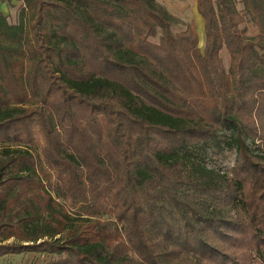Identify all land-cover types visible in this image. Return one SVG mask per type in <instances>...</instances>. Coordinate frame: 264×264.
<instances>
[{
	"label": "trees",
	"instance_id": "trees-1",
	"mask_svg": "<svg viewBox=\"0 0 264 264\" xmlns=\"http://www.w3.org/2000/svg\"><path fill=\"white\" fill-rule=\"evenodd\" d=\"M22 3L0 12V258L264 264V0H196L203 49L155 0Z\"/></svg>",
	"mask_w": 264,
	"mask_h": 264
},
{
	"label": "rangeland",
	"instance_id": "rangeland-1",
	"mask_svg": "<svg viewBox=\"0 0 264 264\" xmlns=\"http://www.w3.org/2000/svg\"><path fill=\"white\" fill-rule=\"evenodd\" d=\"M157 3L165 7V9L174 17L179 19L182 24H178L173 27L175 33L181 32L185 28V24L192 21L195 22L197 27V34L199 38V47H204V35H203V21L198 15L196 10V0H155ZM24 5L22 0H0V12L6 16L10 24H16L18 22L20 13ZM245 35L247 37H254L257 35V30L250 24L244 26ZM222 59L224 66L227 67L228 58L225 51L222 52ZM258 144V142H257ZM252 150H256L254 146L250 147ZM262 150V147H261ZM206 163L210 167H215L218 170L226 172L233 164L234 154L226 152L225 155L219 154L217 158H206ZM10 240L8 242H12ZM44 257L41 255H19V256H6L0 258V264H43Z\"/></svg>",
	"mask_w": 264,
	"mask_h": 264
}]
</instances>
